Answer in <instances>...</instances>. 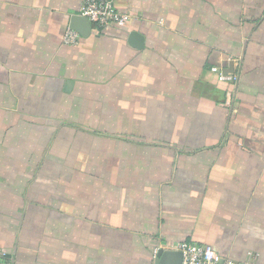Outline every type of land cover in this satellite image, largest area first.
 <instances>
[{
    "label": "crops",
    "instance_id": "1",
    "mask_svg": "<svg viewBox=\"0 0 264 264\" xmlns=\"http://www.w3.org/2000/svg\"><path fill=\"white\" fill-rule=\"evenodd\" d=\"M113 1L126 26L91 24L68 47L62 36L82 0H0L1 264H154L159 250L182 243L264 264V0ZM133 31L140 50L127 44ZM105 62L117 67L112 77L92 75ZM103 92L114 103L112 130L141 112L133 103L175 116L174 130L187 134L177 145L195 150L171 154L207 170L177 171L175 183L155 187L151 173L40 171L57 162L41 155L49 145L38 138L56 131L50 117L73 108L87 117ZM133 176L149 187H128Z\"/></svg>",
    "mask_w": 264,
    "mask_h": 264
},
{
    "label": "rangeland",
    "instance_id": "2",
    "mask_svg": "<svg viewBox=\"0 0 264 264\" xmlns=\"http://www.w3.org/2000/svg\"><path fill=\"white\" fill-rule=\"evenodd\" d=\"M110 42L112 43V41ZM94 52L96 51L94 50ZM111 56L112 53L109 49L105 55V59H110L111 61ZM106 63L107 62H105V64ZM110 63L111 62H108L107 65L100 68V70L97 69L98 73H92V75H98V78L101 77L103 79H106L107 76L109 78L112 77V72L117 67H113ZM99 66L101 67V65ZM87 71H89V69H87ZM85 75H88V73ZM110 96L111 93L106 94V92L98 94L97 100L99 103H96L97 100L90 102L91 114L87 117L81 113L83 109L78 111L75 108H73L72 113H70L68 109H63L59 116L50 117V120L55 119L58 121L55 123L57 127L56 131L54 133L47 131L44 133L40 132L38 138L41 143L48 141L49 145V147L47 146L48 148H42L41 155L43 150L44 153L48 152V154H54L53 157L57 162L49 165L41 164L39 166L40 171L51 172L52 170L60 179L63 178L64 173L69 171L87 173V175L92 173L93 177L96 175V177L102 176V178H111L112 176L109 172L118 171L137 173V175L139 173L142 174V177L146 178L152 174L155 176L152 182L153 187H155L156 183L158 186L175 183V172L177 173V171L186 173L192 170L196 172L207 170L208 165L204 163V161H197L198 163L193 164L191 161H187L184 158V163L180 158L181 156L176 158L173 156L174 154H171V151L174 153L175 149L184 152L183 155L188 154L186 151L195 150L191 147L187 149V147L177 145L176 141L178 138L179 140L184 139L183 143L186 142L185 139L187 138V134H184V131H182V136H180L181 132L174 130V127H176L175 116L171 117L169 114L150 115L147 113V110L144 109L141 102L140 104L133 103L138 105V111L141 112H136L135 115L130 116L131 124L128 123V117L120 119L119 124L122 125V129L112 130L110 127H112L111 123L113 121V116H111L110 112L112 111L111 105L114 103ZM102 97H104V99ZM74 100L73 107H75ZM152 103L157 104V101H152ZM162 103H166V101H162ZM167 103H169L167 111L174 112L176 110L173 104L174 101L167 100ZM54 115H57V113ZM123 124L126 127L130 126L131 129L125 130ZM101 126H104L103 129H101ZM107 126L109 128H107ZM190 136L191 134L189 131L188 137ZM149 145H154V147H146ZM67 153L69 156L66 155ZM65 155L71 157L72 162L65 163L63 160ZM188 176L191 177V173L187 176L185 175L186 178H189ZM166 177L168 181H165ZM57 181L60 183V180ZM91 182L92 179L88 184ZM109 182L111 183L112 181ZM125 182L128 183V187H137V184L140 182L143 186L149 187L146 181L139 180L137 176L126 178ZM187 182H190V180ZM195 182L201 183L202 180H195ZM61 183L63 185L64 180ZM65 186L67 188L69 184ZM153 196L155 197L151 200L154 204H159L157 194H153ZM178 247L179 244L176 245L174 249L177 250Z\"/></svg>",
    "mask_w": 264,
    "mask_h": 264
},
{
    "label": "built area",
    "instance_id": "3",
    "mask_svg": "<svg viewBox=\"0 0 264 264\" xmlns=\"http://www.w3.org/2000/svg\"><path fill=\"white\" fill-rule=\"evenodd\" d=\"M77 15L85 17L98 30L125 27L129 15L117 10L113 0H82ZM79 35L70 28L65 29L62 44L72 47L78 44ZM216 72V69H212ZM219 80L231 81V77L219 75ZM182 253L181 264H236L230 259L220 257L209 245L182 243L177 249ZM0 250V259L2 258ZM1 264V262H0Z\"/></svg>",
    "mask_w": 264,
    "mask_h": 264
},
{
    "label": "water",
    "instance_id": "4",
    "mask_svg": "<svg viewBox=\"0 0 264 264\" xmlns=\"http://www.w3.org/2000/svg\"><path fill=\"white\" fill-rule=\"evenodd\" d=\"M69 28L75 31L80 37L87 38L91 33V23L85 17L79 15H72L69 21ZM127 44L134 49L140 50L144 44V38L139 33L133 31L129 33ZM72 82L66 85V91L71 87ZM181 251H163L159 250L156 253L154 264H181Z\"/></svg>",
    "mask_w": 264,
    "mask_h": 264
}]
</instances>
